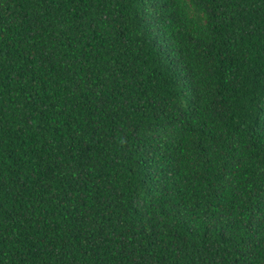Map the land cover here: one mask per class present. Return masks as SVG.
Here are the masks:
<instances>
[{
	"label": "trees",
	"instance_id": "trees-1",
	"mask_svg": "<svg viewBox=\"0 0 264 264\" xmlns=\"http://www.w3.org/2000/svg\"><path fill=\"white\" fill-rule=\"evenodd\" d=\"M0 264H264V0H0Z\"/></svg>",
	"mask_w": 264,
	"mask_h": 264
}]
</instances>
